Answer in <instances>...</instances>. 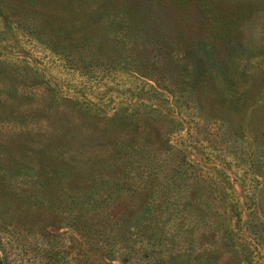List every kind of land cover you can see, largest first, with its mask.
I'll use <instances>...</instances> for the list:
<instances>
[{
  "label": "rangeland",
  "instance_id": "rangeland-1",
  "mask_svg": "<svg viewBox=\"0 0 264 264\" xmlns=\"http://www.w3.org/2000/svg\"><path fill=\"white\" fill-rule=\"evenodd\" d=\"M264 264V0H0V256Z\"/></svg>",
  "mask_w": 264,
  "mask_h": 264
},
{
  "label": "trees",
  "instance_id": "trees-1",
  "mask_svg": "<svg viewBox=\"0 0 264 264\" xmlns=\"http://www.w3.org/2000/svg\"><path fill=\"white\" fill-rule=\"evenodd\" d=\"M8 254H4L3 256H0V264H11L9 260ZM73 264H82V263H73Z\"/></svg>",
  "mask_w": 264,
  "mask_h": 264
}]
</instances>
